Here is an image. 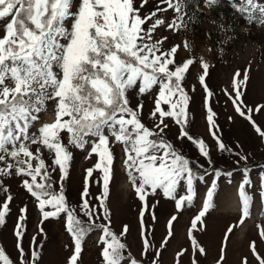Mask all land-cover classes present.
<instances>
[{
	"label": "snow or ice",
	"instance_id": "6c2138e0",
	"mask_svg": "<svg viewBox=\"0 0 264 264\" xmlns=\"http://www.w3.org/2000/svg\"><path fill=\"white\" fill-rule=\"evenodd\" d=\"M189 2L0 0V228L16 215L15 255L0 243V264H43V245L36 243V235L27 249L24 246L30 209L23 201L15 207L24 194L36 210L38 235L44 234L45 221L65 220L74 241L67 264H82L83 242L93 231L102 234L104 264H135L122 239L127 226L120 233L112 230L107 204L117 145L123 149L126 176L142 202V214L150 210L149 196L159 193L179 201L196 189L197 182L208 184L211 177L209 189H218L222 176L234 175L217 168L210 146L192 134L193 98L186 82L197 60L190 56L178 62L181 44L163 34V30L178 34L200 22L196 12L189 13ZM229 3L242 15L247 13L235 5L252 8V0ZM203 4L220 6L222 0ZM256 10H264L259 0ZM169 12L174 14L170 20ZM183 49L191 50L186 40ZM199 64L209 133L221 153L235 155L239 168L249 157L224 142L211 103L215 93L206 83L210 65L203 57ZM235 76L232 92L225 94L264 141V124L254 119L256 113L264 115V104L250 107L242 99L247 72L242 80L239 72ZM145 102L152 105L147 113ZM50 104L55 118L48 122L42 114L48 113ZM173 128L178 132L170 138ZM185 142L198 148L207 168L183 152ZM74 149L87 151L86 158L97 157L86 170L78 207L68 198ZM239 170L243 195L246 186L254 184L248 167ZM94 172L100 179L92 182L102 188L95 196L89 191ZM260 176L259 194L264 199V170ZM181 186L186 194L180 193Z\"/></svg>",
	"mask_w": 264,
	"mask_h": 264
},
{
	"label": "rangeland",
	"instance_id": "374dc122",
	"mask_svg": "<svg viewBox=\"0 0 264 264\" xmlns=\"http://www.w3.org/2000/svg\"><path fill=\"white\" fill-rule=\"evenodd\" d=\"M256 2L252 0L251 9H245L243 4L235 5L236 9H244L247 13L242 15L240 11L232 9L229 0H222L220 6L209 5L207 8L203 0H190L188 11L190 14L196 12L200 22L178 34L163 30V34L169 35L173 43L181 44L178 62L182 63L190 56L197 60L191 66L186 82L193 98L190 104L193 117L191 131L210 146L211 158L224 165H235L236 157L233 153H221L209 133L205 90L198 83V76L202 74L199 59L203 57L210 65L211 75L206 83L215 93L211 103L218 114L216 119L224 142L234 151H240L241 155L247 154L248 161L264 158V141L253 131L250 122L234 111L232 101L225 94L232 92L235 74L239 72L238 79L242 80L247 72L248 80L241 86L244 90L242 99L250 107L264 104V10L257 11ZM259 3L264 4V0H259ZM166 15L170 20L174 14L169 12ZM185 40L191 46L190 51L183 49ZM151 107L150 103L145 102L144 112L147 113ZM42 117L48 122L55 118L51 104L48 113L42 114ZM254 119L258 124H264V115L256 113ZM176 132L178 129L173 128L170 138ZM237 143L239 148L236 147ZM73 151L68 198L73 207H78L86 170L94 166L97 157L92 155L86 158L87 151ZM183 152L208 166L198 148L190 142L183 144ZM114 153L116 159L107 200L111 228L120 233L127 226V233L122 239L135 264H264V199L259 194L262 183L260 172L264 170V165L250 168L254 187L246 186V203H243L240 192L243 177L239 170L242 168H239L233 170L234 175L229 179L222 176L218 189H209V177L208 184L197 182L196 189L187 196H181L179 201L175 196L168 199L159 193L149 196L147 203L150 210L142 214V202L126 176L121 146L117 145ZM98 179L99 174L94 172L89 182V191L94 196L102 190L101 185L92 182ZM56 191H59L58 186ZM179 191L186 194L183 186ZM21 201L27 203L30 209L25 248L29 247L32 236L36 235V243L43 245V264H67L74 241L66 230L65 220L45 221L42 225L44 234L38 235V217L33 202L24 194L15 202L17 209L22 206ZM15 222L14 214L7 226L0 228V243L13 255ZM101 235L100 231H93L85 236L82 264H104Z\"/></svg>",
	"mask_w": 264,
	"mask_h": 264
},
{
	"label": "trees",
	"instance_id": "16d2710c",
	"mask_svg": "<svg viewBox=\"0 0 264 264\" xmlns=\"http://www.w3.org/2000/svg\"><path fill=\"white\" fill-rule=\"evenodd\" d=\"M190 159H192V158H190ZM214 162H215V166L217 167V168H220V169H222V170H224V171H228V170H236V169H239V168H244V167H248L249 169L250 168H252V167H256V166H261V165H264V158H262V159H256V160H251V161H248L247 162V164H240L239 165V168L237 167V165L235 164V165H224V164H221V163H219V162H217L215 159H213V158H211ZM193 160V159H192ZM208 167V166H207ZM207 167H205V168H207ZM209 171H210V169H209ZM241 196H243L242 197V199H243V203H246L247 202V200H246V197H245V195L243 194H241Z\"/></svg>",
	"mask_w": 264,
	"mask_h": 264
}]
</instances>
